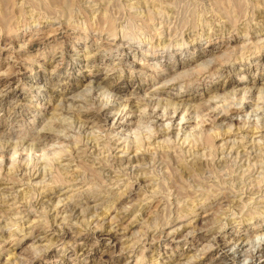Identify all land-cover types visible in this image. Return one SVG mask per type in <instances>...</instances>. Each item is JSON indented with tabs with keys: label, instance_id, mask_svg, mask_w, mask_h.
<instances>
[{
	"label": "rangeland",
	"instance_id": "374dc122",
	"mask_svg": "<svg viewBox=\"0 0 264 264\" xmlns=\"http://www.w3.org/2000/svg\"><path fill=\"white\" fill-rule=\"evenodd\" d=\"M18 1H19V4L22 3V0H21V3H20V0ZM180 1L181 0H75L77 4L76 3L74 4L75 8L74 7H73L74 9L72 8L73 9L72 12L70 13L68 12V14H66L67 12L63 14L62 13L57 14V15L55 14L54 16L55 18L53 17L54 14H50L49 12L45 11L42 7H40L39 5H38V8L37 6H35L37 9L36 8L33 9L34 15L33 13L32 15L35 17V19L32 15H30L31 13L29 9L31 8H30V5H27V3H25V5L23 4L25 13H19V12L14 11V13L16 14L18 13V16H16V14L14 16L13 14L14 16L13 18L15 20L13 21L10 29L8 30L9 33L6 30L0 33V38L2 40V43L4 44L7 43V45H9L8 43L15 39V48H18L20 46V43L22 44V42H24L23 44H26L28 42L27 40L31 39L32 38L31 36L36 35L40 30L43 29V30L50 31V29L54 28V26L55 27L60 26L61 23L67 24L69 20L70 22H72L70 25H71V31L73 33L70 32L65 38H63L65 40V43H67L69 46H72V48L67 49L68 51L65 52L64 60L62 58H57L56 63L54 62L51 65L46 67L44 64H41L43 63V60L41 59L37 61V63L35 62L33 64L32 71H29V69H27V71H29V72H26L27 75H24V74L22 75L23 79L17 85L18 94H21L22 92L24 94V98H23L24 100L20 102L18 101V103H22L20 106H18L17 98L13 96L15 92L7 94L5 99L3 97L4 103L2 106H0L1 107L0 108V143L4 146L7 143L10 144L9 152L7 153L6 156L10 158L11 157L10 155L13 154L17 160L18 153H15V152L12 153V152L14 150H17L18 147L24 148V146L26 149L24 150L25 155L23 158L25 159V157H27L25 160L29 161L35 158V156H38L40 151H37L38 153L35 151L34 147L37 144H36V141L33 143V140L36 134L38 133V131L43 129L42 126L46 123L48 118L51 116H53L54 120H58V121L60 120L63 124V126L60 127L58 124H55L56 125L55 126L52 123L53 129L57 128L53 133L60 134L62 136H65L66 138L63 139V141H60V144L58 140H54V141L50 140L47 143L45 141L43 143V145H45L44 146L45 150L47 148V150L51 149L48 151H52L53 149H59V148H62L63 146L64 148H68L70 147L69 146L70 143H67V142L73 141L76 138L75 136L77 135H81L83 138V141L87 139L86 141L88 142L92 141L93 139H96V137L98 138V141L101 140L100 141L101 143L108 140L109 138L108 131L106 133L105 131H101L99 124L95 123V125H97L96 126L97 128H96L91 123L89 125L90 127L86 128L81 121L82 119L75 120L74 118L70 116H64V115L59 116L58 114L54 113L55 110L53 109V107L56 104V100L55 99L52 100L51 92L55 90V92L52 94L54 96L55 94H57L56 93L57 91L58 92L61 91L62 94L64 93L66 94L67 90L66 89L63 90L61 89V87H57V89H60V90L54 89L53 80H57V79L58 80L62 79L64 81L81 80L82 74H80L78 71H83V73L85 74L86 73L85 70L88 69V67L86 66H89V68H92L91 70H94L95 68H99L101 71L99 74L100 78L106 77L105 79L117 85V87L124 88L125 90L124 93L119 95L120 97L122 96L119 99L121 103L125 104L126 100L127 99L130 100L131 98L134 101L138 100L137 102L139 106L141 107L139 108L141 110V113H139V111L135 112V114L138 115L137 117L131 116L130 114L129 117L127 118L128 125L124 127L123 129H118L111 133L112 139H118L119 142H122L125 144L133 145L136 137H140L143 140H145V138L147 139V137L150 134H152L154 130L157 129V124L154 123L152 119H149L148 117L149 114L151 112H156V110H159V109L161 112H163L162 110H164L165 104H166L165 101L169 102V100L171 99H174L175 101L179 100L176 97V95H180V97L188 96L191 98L190 100L184 101L186 103V105L184 103V107H187V108L191 107L186 112L187 116L190 117L191 115L190 123H187V128H185V131L187 130L186 131L187 133L192 132L194 134H197V132L199 133L200 131L206 130L207 132V131H213L214 129L217 131L224 132V130L228 129V127H230V129L232 130H235L240 125L248 127V128H252L255 126L256 127L261 126L262 123L264 124V91H262L264 90V75H263L264 74V49L259 55L258 54L259 52L257 49L254 50L252 48L248 50V49L242 48L243 41H232L230 42V44H227L228 42L227 40L230 39L231 37H234L236 34H241L246 31L247 34L251 35V32H253L256 27L261 25V24L258 25L257 24L258 22H256L259 18L255 16L257 14H256V9H255V4H254L255 2H253L254 0H250V1L249 0H236V3L238 2L237 3L238 6L235 5L234 0H233V3H232V0H182L181 2ZM227 6H229L231 10ZM76 7L81 11H78ZM105 9H106V13L108 12L107 14L111 15V17L115 20V25H117L116 26L117 28L113 35H108L107 32L102 31V30H106V25L103 24L102 21H99V17L101 16L100 12L103 13ZM76 11L78 13H76ZM69 15L72 18L68 19ZM58 16L61 18H59ZM65 20L66 21L68 20V21L66 22ZM231 20H233V23ZM243 21H244V24H243ZM77 22L79 23V25L76 24ZM232 24H234V26ZM245 25L248 27H246ZM230 26H233L232 28L234 29L232 30ZM239 28H240L241 33L238 32ZM6 34H9V36H7ZM17 37L19 39H16ZM160 39L162 40L160 41ZM246 42H249V41H246ZM260 42L261 41H259V43ZM102 43H104V45L107 48H111V50L106 49L105 51H102L100 55L97 56V58H92L88 64L87 62L85 63L86 55H93L96 52V49ZM60 45H62V42L60 43ZM9 47H11V44L9 45ZM71 49H74L76 50L75 52H77L78 54H81L80 55L81 63H74L73 61H69V55H73V52L71 51ZM70 51L72 52V54ZM205 51L210 54L202 58H199V60L194 62L192 65L195 70L194 72H196L194 75H192L191 77H187V78H185L184 76L178 77V81L170 80V82L169 81L167 82L166 87L160 86L157 92L155 93L151 92L152 88H154L153 87L154 85H152L151 79L155 78V76L161 69L171 68V66L172 67L177 66L178 64L182 65L184 61L186 62V60H188L189 58L190 59H193L194 57L197 58L201 52H205ZM210 59H212L211 62H209ZM134 61L137 62V64L138 63L141 64V67L139 66V64L136 66ZM132 62H134V64H132ZM205 62L210 63V65H207L206 69H203V70L199 69L200 66H197V65L204 64ZM194 66H196V68ZM152 69L155 72L154 71L152 72ZM183 72H184V69H182L181 67L178 70H176L174 73L168 74L166 76V79H170L171 77H172L171 79H173L179 75H182ZM133 78H137V80H134ZM234 78L241 79L240 80L241 82H238V84L235 86L228 85L227 84L229 83L228 81H231L232 79L234 80ZM43 84L45 86H43ZM158 85H155V86H158ZM224 85L225 87L222 88V86ZM31 86L41 87V89L38 92L34 88L32 89L29 88ZM61 86H63V84H61ZM245 88H251L252 92L250 91L251 97H248L249 99L245 98V101H244L242 98V92H244L243 90H245ZM76 91L77 90H75L74 92ZM114 92L115 91H113L112 93L114 94ZM192 95H195L196 99L192 98L191 97ZM94 96H97L99 98L101 97V98L100 99L98 98L97 100H95L96 102L94 101V103L89 102L88 104H85L84 107L94 105L93 107L97 109L103 103L113 98L110 95V93L107 91H104V93L103 91L102 92L99 91V94L97 92L94 94ZM216 96H219V97H216ZM115 98H117V96ZM223 99L225 100L223 101ZM121 100H124V101H121ZM255 100L258 103V105L255 102ZM143 101L145 104L143 103ZM155 101L156 102L159 101V103L160 104L162 103L163 105L161 104L159 108H155V111H154L153 110L154 108L152 107L154 103H156ZM194 104L198 107L197 109ZM180 107H181L180 109H185L182 105H180ZM142 108H144V110ZM213 108L217 110V112H220L223 114L225 113L229 114L231 112L229 114L230 117H233V116L235 117H233L234 118L233 119L230 117L224 118L223 116L224 119H223L222 124L219 123V121L216 122L214 121L215 117L212 116V114L215 111ZM147 109H148V112H147ZM168 109L169 110L167 111H170L169 107ZM208 112L209 114H211V117L208 114ZM143 115H145L146 117ZM112 120L113 118L109 120V123H111ZM137 120L139 121V123ZM72 121L74 124L72 123ZM177 121L178 119L175 122ZM78 124L80 128L78 127ZM111 124H109V126ZM74 125L76 128L74 127ZM104 127L105 126H103L102 128L103 129L108 128V126L105 128ZM89 129L92 130L94 134L92 131H91L92 133H90ZM97 129L99 132L97 131ZM87 130L89 131V133ZM143 133H145V135ZM72 136H74L75 138ZM91 136L92 137L95 136V137L92 139ZM174 136L173 137L171 136L172 139L171 138L168 139V141L170 140L168 144L172 145L169 147L172 148L173 146H175L176 150L174 149V147L172 148V150L174 149L173 150L174 155H171V157L169 156L170 157L169 158L168 155L165 154L166 155L165 156L163 155L164 153H161V155H163L162 157L160 155V152H163L162 149L161 150L152 149L154 150V152L152 151L153 152L152 159L150 160L151 162H149L148 164L149 166L147 167L148 169L147 173L150 174V176L151 174L153 175L151 177L153 182L154 181L156 182V180H159L161 182L160 183L159 181H157L156 183L155 182L154 183L160 189L159 190L157 187V189L159 190V193H157L158 195L157 199L159 200L163 199V200L162 202L161 201L159 202V200L156 199V201L152 202L149 212L152 211L153 213L148 212L146 216H143L142 218L138 219L139 223L132 229L133 232H131L130 230V232L127 233L126 236H124L125 239L123 237L124 241L122 242H124L125 244L119 243L115 247H109V249L107 248L109 251L107 249L104 250L105 248L104 245H102L100 241L98 242V239L95 240L94 238L90 239L85 244H80L82 243V241L77 236L79 234L85 235L89 231H92L95 228L94 227L95 220L92 219L94 221L93 223V221H91V218L88 217L90 219V220L87 219L89 223L87 222V220L85 221L82 220V221H79V223H77L76 225H74L71 221H65L66 223L64 222L63 226L64 225L66 226V227L64 226V228L69 230L70 234L66 236L62 241L61 240L58 241L57 242L58 244L56 243L54 246H52L53 247V248L51 247L52 249L50 248L46 250V247L44 246V241L38 242L33 237L34 233L32 232L33 233L32 234L28 232L29 229L27 228V224H26V226H24L25 228H23V230L17 236L19 237V241L17 245L12 244L13 242H15V239L13 238L15 236L9 239V242L4 245L5 248H9L13 246L9 250L10 253L8 252V250H5L6 251L5 252L4 250H1L0 248V253H1L0 264L1 263L2 264L3 263L4 264H16V262L18 264H28V263L29 264H135V263L136 264H179V263L189 264L187 262L188 260L187 258H189V256L191 255L196 256L195 258L196 264H255V257L254 259L251 258L250 252L248 251L254 246H257L260 239L264 240V235H262L261 238L260 236L253 238L254 240L252 241H255V242H251V245H250V246L253 245V247H250L249 245H247V248H246V246H242L243 244L241 246L240 244H238L236 245V247L235 245L234 246L232 245L228 251L227 256H225V253L227 252V250L221 249L220 248L221 246H218L217 243L214 242L215 240L214 236H217L216 237L217 239L229 240L232 238L234 239V237L239 235L241 231L251 232L252 228L250 227H252V225L246 226L243 223L241 224L231 223L229 222L228 219L227 221H225L222 218L217 219L218 221L217 222L215 220V217L217 215L216 216L213 215L207 219H202L203 221L200 220V222H198L199 226L197 227L199 228V230L197 229V227H196V230L195 228H193L194 231L192 230V228H190V231L192 232H188L189 229L183 230L184 234L188 232L187 240L185 239V240L176 242L172 238H166L165 232L166 230L168 229L170 230L172 228L171 224H174L175 218L177 216L175 213V204H176L175 201L176 200L178 201L179 198H181L182 196H185V195L188 196L189 194H191L189 191L192 192V189L188 190L189 188H192V187L186 184L184 179L180 178V175L178 177V172H176V170H178L177 164H179V163H176V161L177 160L179 161L181 158H184L185 153L182 151V149L180 151V148L178 147V144H177V141L178 140L180 141L179 139L180 137H178V139L177 138L174 139ZM151 138L150 140L152 141L153 139ZM164 138L165 136H161L159 139H156V140L161 139L162 141V139ZM24 140L25 141L27 140L28 142L27 141L25 142ZM20 141L21 142L24 141V142L20 144L21 143ZM25 143L26 145H23ZM65 146H68V147H65ZM20 148L18 149L20 150ZM9 153L11 154L9 155ZM106 154L108 153L106 152ZM160 156L162 157L163 160L161 159ZM82 158L84 160L90 159V157L85 156V155H83ZM160 159L163 162L162 164H161ZM8 161L9 160L7 159V160H4L3 162V164L6 167L9 166V164H6ZM154 162H156L155 164H158L157 167L155 166ZM84 163L85 162L80 163V166H81L80 168L83 171H85L86 174L88 173L90 175L89 172H91V176H92L93 168L88 162L85 163L86 165ZM159 165L160 167L162 165L163 166L159 168ZM87 166L88 168H85ZM89 167H91V169ZM3 172L5 173V171ZM93 174L94 175L92 177H97L95 176V174H97L96 171ZM179 179H181L182 184ZM200 180L202 182L201 184H205L204 180L202 179ZM200 180H198V182H200ZM214 180L216 179L214 178ZM1 182L6 183L7 185L13 184L12 182H7V181L5 182L2 180L0 181V183ZM183 182L185 183L186 186L184 185ZM187 185H188V188H185L187 187ZM19 188L21 189L24 188L23 182L20 183ZM181 188L184 190H182ZM139 191H142V190L139 189ZM139 191L133 190V192L131 191L127 195L121 197V199L117 201L115 204L117 209L119 208L121 209L124 206L128 207L130 203L133 202V199L135 200L137 198ZM185 191L187 192V194ZM177 192L178 193L181 192L180 194L182 196L180 197V195H178ZM29 195L37 196L36 190H33L32 192H30ZM31 196H29L28 198H30ZM165 201L168 203H166ZM210 204L211 205H209L210 206L209 211L213 209L212 212L214 211V213L220 207V204L218 205V201H215V198L211 201ZM168 205L170 209L167 210L166 208L168 207L166 206ZM153 207H155V210L152 209ZM214 208L216 210H214ZM219 210L220 209H218V211ZM35 214H36V218H40L41 220L39 219V221L44 222L47 226L53 223L52 222L53 219L51 218L52 216L49 217L47 215H43L42 213L40 214V212L35 213ZM35 214H33L34 217H35ZM121 215H120V212L117 213L115 210H112L107 215H104L103 217L101 216L100 219L99 217H97L98 221L101 220L99 222L100 223L99 226L101 228L98 227L97 232H99L102 229L101 231L106 233L107 230H109L110 227L112 226H114L113 227L114 229L115 228L117 229L118 226L120 227L118 219ZM127 221L128 220L123 222V224L125 225ZM143 221L145 222L143 223ZM201 221L205 223L206 226H204L205 224L201 223ZM200 223L202 226H200ZM116 224L117 225L119 224V225L117 226ZM143 226L145 227V229ZM15 227H12L11 230ZM204 227L208 229H205ZM151 228L154 230V232ZM213 230H215V233ZM180 232H181V229H180ZM76 233H78L77 236H76ZM121 235L122 234H120V236ZM146 236L147 238H145ZM211 238H213L214 240ZM127 239L128 241L126 242ZM128 243H130L131 246ZM120 245L123 247H121ZM128 245H129L128 251H126ZM41 246L44 248H42ZM248 246L250 249H248ZM12 248H13V251L11 250ZM80 248H84L86 252L84 255L80 254L81 252L79 250ZM242 248L243 250H245V252L242 251ZM124 249H125V252H123ZM45 250L47 251L46 254L44 253ZM110 250L114 253H111ZM246 251L249 254L245 255V253H247ZM138 252L142 254H139ZM10 254H11V258L9 257L11 259L9 260L10 263L9 262L7 263L4 259L6 258V256H10ZM136 254L137 255L139 254L138 255L139 257ZM185 254H187L186 255L187 257L184 256ZM263 255H264V251H263ZM12 259L13 260L17 259V260L15 262V261H12Z\"/></svg>",
	"mask_w": 264,
	"mask_h": 264
},
{
	"label": "bare ground",
	"instance_id": "6f19581e",
	"mask_svg": "<svg viewBox=\"0 0 264 264\" xmlns=\"http://www.w3.org/2000/svg\"><path fill=\"white\" fill-rule=\"evenodd\" d=\"M253 2H255L254 4H255V9H256V14H257L255 16H257L259 18L258 19L259 21L257 20L256 22H258L257 23L258 25L259 24H261V25H259V26L257 25L258 27H256L255 30L253 29L254 31L251 32V35L247 34V32L245 30H244L245 31L244 33H241L240 28H239L238 32H240L241 34H236L234 37L230 36L231 38L227 40L228 41L227 44H230V42H232V41H243V45L241 44L242 48H245L248 50L252 49V48L254 50L257 49L259 52L258 54L260 55L264 49V0H254ZM20 3H21V0H20ZM25 3H27V5H30V8H31V9H29L30 13H31L30 15H32V13L34 11L33 9L36 8L35 6H37V8H38V5H39L45 11L49 12L50 14H54L53 15V17H54L55 14L56 15L61 14V13L63 14L66 12H67L66 14H68V12L69 13L72 12L73 9L75 8L74 4L76 2H75V0H22V3L19 4L18 0L17 1L16 0H0V33L3 32L4 30L8 31L10 29L11 24L15 20L13 18L16 14V13H14V11L19 12V13H25L24 7H23V4L25 5ZM232 3H233V0H232ZM234 3L236 6H238L237 5L238 2L236 3V0H234ZM77 7H78V5H77ZM227 7H229V6H227ZM232 7H233V5H232ZM229 8H227V9H229ZM252 8H254V7H252ZM236 9H237V7H236ZM230 10H231V8H230ZM78 11H81V10L78 9ZM76 13H78V12L76 11ZM107 13H106V9L103 13L100 12L101 16L99 17V21H102L103 24L106 25L107 31L106 30H102V31L107 32L108 35H113L115 33L117 25H115V20L111 17V15H108ZM13 14H14V16H13ZM33 15H34V13H33ZM35 15H36V13H35ZM250 15H252V14H250ZM16 16H18V13L16 14ZM69 16H68V19L72 18L71 16L70 17ZM59 18H61V17H59ZM34 19H35V17H34ZM138 19H140V18H138ZM141 21H143V20H141ZM231 21L233 23V20H231ZM71 23L72 22H70V20H69L67 22V24L61 23L60 26H58V27L54 26V28H52V26H51L52 29L49 28L50 31L42 29L36 35L31 36L32 38L28 39L27 40L28 42L26 44H23L24 42H22V44L20 43V46L18 48H15V39L10 41V42L8 41L9 42L8 44L9 45L11 44V47H9V45H7V43L6 44L2 43V40L0 38V106L3 105V103H4L3 101H4L5 97L7 96V94H9V93L15 92L13 94V96L17 98V103H18V101L20 102V101L24 100L23 99L24 98L23 92L21 94H18L17 85L23 79L22 78L23 74L27 75L26 72L33 70V64L35 62L37 63V61L42 59L43 63H41V64H44L47 67L54 62L56 63L57 58H62L64 60L65 52L68 51L67 49L72 48V46H69L67 43H65V40L63 39L68 35V33L72 32L71 31V25H70ZM76 24L79 25L78 22ZM243 24H244V21H243ZM232 25L234 26V24H232ZM146 26H148V25H146ZM233 26H230V27L232 28ZM246 27H248V26H246ZM233 29L234 28H232V30ZM8 33H9V31H8ZM6 35L9 36V34H6ZM160 36H162V35H160ZM16 39H19V38L17 37ZM161 40L162 39H160V41ZM246 41H249V42H246ZM259 41H261L262 43L261 42L259 43ZM61 42H62V45H60ZM104 43L99 45V47L96 49V52L93 55H86L85 63L87 62V64H88L92 58H97V56H99L102 51H105L106 49L111 50V48H107L104 45ZM110 44H112V43H110ZM71 51L73 52V55H69V61H73L74 63H81V60H80L81 54H78L77 52H75L76 50H74V49H71ZM72 52H71V54H72ZM254 53H255V51H254ZM208 54H210V53H207L206 51L201 52L198 57L196 56L197 58H195V57H194L195 59L189 58L188 60H186V62L184 61V63L182 65L178 64L177 66H173V67L171 66V68H164V69L159 68L161 70L157 73L155 78L151 79L152 85H154L153 86L154 88H152L151 92L152 93L157 92L159 90L158 88H160V86L166 87L167 82L168 81L170 82V80H177L178 81V77H182V76H184L185 78L191 77L192 75H194L196 73V72H194L195 70L192 66L193 63L198 61L199 58L207 56ZM210 56H212V55H210ZM212 59H210L209 62H211ZM134 62H132V64H134ZM138 64H137V62H135L136 66ZM144 64H142V65H144ZM207 65H210V63L205 62L204 64H198L197 66H200L199 69L203 70V69L207 68ZM139 66L141 67V64H139ZM86 67H88V69L85 68L86 69L85 74L83 73V71H78L80 74H82L81 80H75V81H64L62 79L61 80H58V79L53 80L54 81L53 82L54 89H57V87H61V89L67 90L66 94L65 93L62 94L61 91H59V92L57 91L60 89H57L56 90L57 94H55L54 96L52 94L55 92V90H53L51 92L52 93L51 94L52 100L53 99L56 100V104L53 107V109L55 110L54 113L58 114L59 116H61V115L70 116V117L74 118L75 120L76 119H80V120L82 119L81 121L86 128L90 127L89 125L91 123L95 127L97 126V125H95V123L99 124L101 131H105V133L108 131L109 138H108V140L106 139L107 141H104L101 143L100 142L101 140L98 141L97 137H96V139H93L96 135H98V134H96L94 137H92L93 136L92 135L91 137L93 140L88 142V141H86L87 139L83 141L82 136L76 134L77 135V136H75L76 138L74 136H72L75 138V139L73 138L74 140L72 139L73 141H70V142L66 141L67 143H70V145H69L70 147L65 146L68 148H64V146H63L62 148L53 149L52 151H48L51 149L47 150V148H46V150H47L46 151L44 149L45 145H43V143L45 141L47 143L50 140H53V141L58 140V142L60 144V141H63V139L66 138L65 136H62L60 134L53 133L57 128L55 127L56 129H53L52 123L54 125L58 124L60 127L63 126V124L60 120L59 121L54 120L53 116H51L52 115L51 114L50 115L51 117H49L48 120L46 121V123L42 126L43 129L38 131V133L36 132L37 134L34 137L33 143L36 141V144H37V145H35L34 149L36 152L40 151L38 156L34 155L35 158H33L29 161L25 160L27 157H25V159L23 158L25 155V153H24V150L26 149L25 146H24V148H20L17 146L18 148H20V150L18 148H17V150H14V151L12 150L13 151L12 153H14V152L18 153V157H17L18 159L17 160L13 154L10 155L11 153H9V155L11 157L9 156L10 158H8L6 155L9 152V147H10L9 145L10 144L7 143L4 146L0 143V181L2 180L5 182L7 181V182L13 183L11 185H7L6 183H2V182L0 183V243H1L0 248H1V250H4V251L8 250V252H9L10 248L13 246H11L9 248H5L4 245L6 243H8L9 239H11L13 236H15V237H13L15 239V242H13L12 244L13 245L18 244L19 237H17V236L23 230V228H25L24 226H26V224H27V228L29 229L28 232H30V233L33 232L34 233V234L32 233L33 237L38 242L44 241V246L46 247V250H47V249H50L52 246H54L58 241H60V240L62 241L66 236H68L70 234L69 230L64 228L65 225L63 226V223L65 221H71L74 225H76L77 223H79V221H82V220L85 221L89 218H91V221H93L92 219L95 220V226H94L95 228L92 231H89L85 235H81V234L78 235V233H76V236L78 235L77 237H79L82 241V243H80V244H85L90 239L94 238L95 240L98 239V242L100 241V243L102 245H104V247H105L104 250H106L107 248L109 249V247H115L119 243H124V242H122V241H124L123 237L126 236V234L130 232V230H131V232H133L132 229L136 225H138V223H139L138 219L147 215L152 202L156 201V199L158 197L157 193H159L160 189L155 183L159 180H156V182L154 181L155 182L154 183L153 180L151 179V177L153 175L151 174V176H150V174L147 173V170H148L147 167L149 166L148 165L149 162H151L150 160L152 159V154L154 152V150H152V149H155V150H158V149L161 150L162 149L163 152H160V155H161V153H164L163 155L166 154V155H168V157L169 156L171 157V155H174L173 150L175 149V146H173L174 149L172 150L173 147L172 148L169 147L172 145L168 144V142L170 141V140L168 141V139H170L171 136L173 137L174 135H175L174 139H176V138L178 139V137H180L179 138L180 141L178 140L177 144H178V147L180 148V151L182 149V151L185 153L184 158H181L179 161L177 160L178 162L175 160L176 163H179V164H177L178 170H176V172H178V177L180 175V178L184 179L186 184H188L190 187H192V188L188 189V190L192 189V192L189 191L191 194H189L188 196H186V195L182 196L180 194L181 192L180 193H178L179 191L177 192L178 195H180V197L181 196L182 197L179 198L178 201L177 200L175 201L176 202L175 213L177 216L175 215L176 218H175L174 224H171L172 228L170 230L169 229L166 230V232H165L166 238H172L176 242H179V241L185 240V239L187 240L188 232H192V231H190V228H192V230H193V228H195V230H196V227L199 226L198 222H200V220L207 219L213 215L214 216L217 215L215 217L216 221H217V219L222 218L225 221H227V219H228L229 222H231V223H237V224L243 223L246 226L252 225V227H250V228H252L251 232L241 231V233H239V235L234 237V239L233 238L229 239V240L217 239L216 238L217 236H214L215 240L213 238H211L214 240L215 243H217L218 246H221L220 247L221 249L227 250V252L225 253V256H227L228 251L232 245L233 246L235 245V247H236V245H238V244H240V246L243 244L242 246H246V248H247V245L250 246L251 242H255V241H252V240H254L253 239L254 237L260 236V238H261V236L264 235V124L263 123H262L263 125L261 124V126H258V127L255 126L252 128H248V127L240 125L235 130H232V129H230V127H228V129L224 130V132L217 131L214 129L215 131L213 130V131H207L206 132V130H205V131H200L199 133L197 132V134H194L192 132L187 133L186 132L187 130L185 131V128H187V123H190L191 115H190V117L187 116L186 112L191 107H189V108L184 107V103H185L184 101L190 100L191 98L188 96L187 97H183V96L180 97V95H176V97L179 100L175 101L174 99H171V100H169V102L165 101L166 104L164 103L165 108H164V110H162L163 112H161L159 109V110H156V112H151L149 114V116H148L149 119H152V121L157 124V129L154 130L153 133L147 137V139L145 138V140H143L140 137H136L133 145L125 144V143L119 142L118 139H112L111 133L115 130L123 129L124 127H126L128 125L127 118L129 117L130 114H131V116L137 117L138 115L135 114V112L139 111V113H141V110L139 109L141 107L139 106V104L137 102L138 100L134 101L131 98L130 100L127 99L128 101L126 100L125 104L121 103L119 101V99L122 96L120 97L119 95L124 93V91H125L124 88L117 87V85H115L112 82L105 79L106 77L100 78L99 74L101 71L99 68H95L94 70H91L92 68H89V66H86ZM140 67H138V68H140ZM181 67H182V69H184V72L182 75H179L173 79H171L172 77L170 79H166V76L168 74L174 73L176 70H178ZM194 67L196 68V66H194ZM27 69H29V71H27ZM153 71L154 70L152 69V72ZM133 79L137 80V78H133ZM240 80L241 79H239V78L238 79L234 78V80L232 79L231 81H228L229 83H227V84L230 86L231 85L235 86L238 84V82H241ZM31 84H33V83H31ZM61 84H63V86H61ZM158 84H160V85H158ZM46 85H48V84H46ZM155 85H158V86H155ZM180 85H181V83H180ZM43 86H45V85L43 84ZM41 87H42V85H41ZM41 87H32L31 86L29 88H31V89L34 88L35 90H37L39 92ZM224 87H225V85L222 86V88H224ZM251 88H253V87H251ZM251 88H245V90H243L244 92H242V98L244 101H245V98L247 99L248 97H251V93H250ZM45 89H47V88H45ZM111 89L113 91H115L114 94L112 93L113 91ZM75 90H77V91L74 92ZM99 91H101V92L103 91V93H104V91H107L110 93V95L113 98L110 99L109 101H106L100 107H98L96 109L95 107H93L94 106L93 103L99 97L94 96V94L97 92L99 94ZM262 91H264V90H262ZM69 92H70V94H69ZM233 93H234V91H233ZM216 94H218V93H216ZM247 94H248V96H247ZM261 94H263V93H261ZM116 96H117V98H115ZM143 96H145V95H143ZM147 96H149V95H147ZM3 97H4V99H3ZM191 97L195 98V95H192ZM216 97H219V96H216ZM209 98H211V97H209ZM224 100L225 99H223V101ZM121 101H124V100H121ZM89 102H93L92 103L93 106L84 107V105L88 104ZM255 102H256V100H255ZM143 103H144V101H143ZM158 103H159V101L154 103V105L152 107V108H154L153 109L154 111H155V108H159V106L162 104V103L161 104L160 103L158 104ZM21 104L22 103H18V106H20ZM180 105H182L185 109H180L181 108ZM185 105H186V103H185ZM192 105H190V106H192ZM257 105H258V103H257ZM168 107L170 108V111H167V110H169ZM197 108L198 107L196 106V109ZM142 109L144 110V108H142ZM149 109H151V108H149ZM193 109H195V108H193ZM147 112H148V109H147ZM204 114H206V113H204ZM208 114H209V112H208ZM229 114L228 113L223 114V113L217 112V110H215L214 113L212 114V116L215 117L214 121H216V122L219 121V123L222 124L223 119L225 117H230ZM145 115H143V116H145ZM209 115L211 117V114H209ZM209 115H207V116H209ZM59 116H57V117H59ZM223 116H224V118H223ZM233 117H235V116H233ZM233 117H230V118H233ZM111 118H113V120L111 122L112 124L109 123V120ZM177 119H178V121L175 122ZM53 120H54V122H53ZM73 121H72V123H73ZM81 121H80V123H81ZM138 123H139V121H138ZM109 124H111V125L109 126ZM103 126H105V127L108 126V128L103 129L102 128ZM74 127H75V125H74ZM78 127H79V124H78ZM79 128H78V130H79ZM81 130H83V129H81ZM91 131L92 130H90V133L93 132V131L92 132ZM97 131H98V129H97ZM88 133H89V131H88ZM180 133H182V134H180ZM93 134H94V132H93ZM143 134L145 135V133H143ZM28 136H29V134H28ZM161 136H165V138L162 139V141H161V139L156 140V139H159ZM83 137H84V135H83ZM151 137H153V138H151ZM150 138L153 140L151 141ZM154 140H156V141H154ZM24 141H22V142H24ZM22 142L20 144H22ZM48 144H46V145H48ZM23 145H26V143ZM180 151H178V152H180ZM106 152L108 154H106ZM83 155L90 157V159L84 160L82 158ZM163 155H161V156L163 157ZM162 157H161V159H162ZM182 157H183V155H182ZM7 159L9 160L6 163V164H9L8 167H6L3 164L4 160H7ZM28 159H29V157H28ZM161 159H160V161H161ZM83 162H85V163L88 162L91 165V167L93 168L92 169L93 170L92 176L94 175L93 173L96 171V173L98 175L95 174V176H97V177H92L91 172H89L90 175L88 173H87L88 174L87 175L86 172L80 168L81 167L80 163H83ZM155 163L156 162H154V164ZM162 163L163 162L161 161V164ZM176 163H175V165H176ZM155 166L157 167L158 164H155ZM91 167H89V168L91 169ZM150 167H152V166H150ZM161 167L159 165V168H161ZM85 168H88V166ZM3 171H5V173ZM196 177H197V179H196ZM214 178L216 180H214ZM153 179H154V177H153ZM200 179L204 180L205 184H201L202 182ZM177 180H178V178H177ZM179 180L181 182V179H179ZM198 180H200V182H198ZM21 182H23V184H24L23 189H21L22 187L19 188V185ZM180 182H178V183H180ZM208 183H210V184H208ZM181 184H182V182H181ZM184 185H185V183H184ZM188 185H187V187H185L186 185L184 187L188 188ZM157 187L159 190L157 189ZM139 189L142 191H139ZM33 190H36L37 196L36 195L35 196L29 195L30 192H32ZM133 190L139 191L137 198L135 200L133 199V202L130 201L131 203L128 207H125L123 205L124 207H122L121 209L118 207L120 210L117 209V207L115 206L116 202L119 201L121 199V197L127 195L129 192H131V191L133 192ZM182 190H184V189H182ZM186 191H187V189H186ZM186 194H187V192H186ZM32 195H34V194H32ZM29 196H31V197L28 198ZM214 198H215V201H218V205L220 204V207L218 208V209H220L219 211H218V209L216 210L214 208V210H216L215 213H214V211L212 212L213 209H211L209 211V207H210L209 205H211L210 203ZM157 200H159V199H157ZM162 200L160 199L159 202L160 201L162 202ZM166 201H168V200H166ZM166 203H168V202H166ZM169 205L166 206V207H168V208H166L167 210L170 209ZM155 207H157V206H155ZM155 207H153L152 209L155 210ZM112 210H115L117 213L120 212V215L122 214L118 219L120 227L118 226L119 224L118 225L116 224L119 228L117 227V229L116 228L114 229L113 228L114 226H112V227H110L109 230H107L106 233L102 232L101 231L102 229L99 232H97L98 227L101 228L99 226L100 225L99 222L101 220L98 221L97 217H99V219H100L101 216L103 217L104 215H107ZM39 212H40V214L42 213L43 215H47L49 217L52 216L51 218L53 219V221H52L53 223L47 226L44 222L39 221L40 218H36V214H35V213H39ZM150 212L153 213L152 211H150ZM33 214H35V217L33 216ZM38 216H40V215H38ZM84 218H86V219H84ZM212 219H214V218H212ZM126 220H128V221L124 225L123 222H125ZM202 221H201V223H203ZM87 222L89 223L88 220H87ZM144 222L145 221H143V223ZM179 222H180V224H179ZM93 223H94V221H93ZM201 223H200V226H202ZM213 223H215V222H213ZM203 224H205V223H203ZM208 225H210V224H208ZM204 226H206V224ZM12 227H15V228H13L11 230ZM179 228L181 229V232H180ZM144 229H145V227H144ZM185 229H189V231L184 234L183 230H185ZM197 229L199 230L198 227H197ZM205 229H208V228H205ZM239 230H241V229H239ZM149 231H151V230H149ZM213 231L215 233V230H213ZM153 232H154V230H153ZM212 232H210V233H212ZM145 233H146V231H145ZM120 234H122V235L120 236ZM224 237H225V235H224ZM145 238H147V236ZM124 239H125V237H124ZM127 241H128V239L126 240V242ZM35 244H37V243H35ZM128 244L130 245V243H128ZM129 245L127 246L126 251H128ZM249 246H248V249H250ZM121 247H123V246H121ZM250 247H253V245ZM42 248H44V247H42ZM11 250L13 251V248ZM38 250H39V248H38ZM46 250L44 251L45 254L47 252ZM79 250L81 251L80 252L81 255H84L86 253L84 248H80ZM242 251L245 252V250H243V248H242ZM263 251H264V240L263 239H260L257 246H254L253 248H251L248 251V252H250L251 258L254 259V257H255V264H264ZM48 252H49V250H48ZM123 252H125V249ZM248 252L245 253V255L249 254ZM105 253H106V251H105ZM111 253H114V252L111 251ZM131 253H129V254H131ZM261 253H262V255H261ZM139 254H142V253H139ZM187 254H185L184 256H186ZM0 255H1V253H0ZM140 256H142V255H140ZM9 257L11 258V254H10V256H6V258L4 259L7 263L9 262V260H11ZM17 257H18V255H17ZM195 258H196L195 255H193V256L191 255V256H189V258H187L188 259L187 262L189 264H194V263L196 264ZM37 259H38V257H37ZM16 260L12 259V261H15V262H16ZM16 264H18V263L16 262Z\"/></svg>",
	"mask_w": 264,
	"mask_h": 264
}]
</instances>
